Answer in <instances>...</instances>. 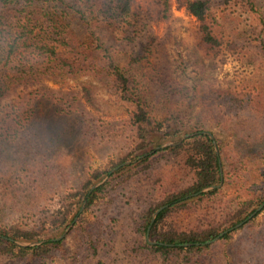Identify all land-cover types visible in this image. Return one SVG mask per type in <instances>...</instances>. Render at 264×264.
<instances>
[{
	"label": "trees",
	"instance_id": "16d2710c",
	"mask_svg": "<svg viewBox=\"0 0 264 264\" xmlns=\"http://www.w3.org/2000/svg\"><path fill=\"white\" fill-rule=\"evenodd\" d=\"M152 4L147 17L169 19V0ZM184 8L198 23L200 47L211 58L219 57L225 46V27L215 9H238L247 25L242 37L237 36L240 41L231 38L228 47L246 46L254 60H264V0H188ZM135 16L134 0H0V214L17 222L0 226L1 264H20L28 258L44 264L62 256L65 240L52 239L73 222L83 202V213L92 212L110 190L113 196L101 211L89 220L77 217L73 224L69 235L76 251L69 264H111L123 211L129 219L127 264H264V208L216 243L196 245L246 220L264 203V79L259 76V87L254 84L249 90L211 89L210 102L223 119L216 126H227V116L240 120L231 122L236 126L232 134L238 137L234 146L216 140L217 157L212 140L203 133L204 125L192 118L197 95L178 100L180 111L160 114L112 52L106 37L111 32L124 34L121 26L126 22L134 27ZM77 77L100 81L127 107L129 142L113 167L135 161L90 195L93 183L108 173L92 171L78 179L76 186L63 189L66 175L58 176L53 164L72 146L68 148L60 139L50 144L41 141L42 122L50 114L56 121L75 119L71 136L77 132L92 139L99 137L97 132L103 137L111 132L112 125L95 123L81 102L92 101V82L72 93L53 91L46 85ZM250 112L252 117L246 115ZM193 132L180 145L155 151ZM219 160L222 188L236 190V198H226L222 188L193 196L219 183ZM22 173L26 185L17 176ZM163 206L167 207L149 232L157 244L150 245L146 231L153 213ZM184 216L192 218L184 222ZM15 241L42 243L21 247Z\"/></svg>",
	"mask_w": 264,
	"mask_h": 264
},
{
	"label": "rangeland",
	"instance_id": "374dc122",
	"mask_svg": "<svg viewBox=\"0 0 264 264\" xmlns=\"http://www.w3.org/2000/svg\"><path fill=\"white\" fill-rule=\"evenodd\" d=\"M186 1L188 0H169V19L158 21L154 15L153 17L150 15L147 17V11L149 9L153 10V0H134L136 12L134 21H136V25L132 22L134 26L132 27L129 23H124L121 28H123L125 33L121 35L111 32V37H106L104 30L101 31V34L108 38L107 40L111 44L112 52L120 64L126 67V70L129 71L128 74L132 75L136 83L143 88L146 101L152 104L160 114L167 116L171 112L180 111L181 109H178L177 101L189 99L191 95L196 94L198 100L192 113L194 122L203 124L205 127L204 132L210 133L215 142L218 140L223 144H232L234 146L236 144L235 140L238 137L232 134L236 126L231 122H239L240 120L238 117L235 119L227 116L226 118L230 117V120L226 123L228 127L219 128L216 126V123L223 122V119L220 117V111L216 104L210 102L211 89L230 87L240 91L249 90L254 84L259 87L256 80L259 79V76L261 81L264 79V63H262L264 60H254L255 57H252L254 56L253 51L249 50L246 46L237 49L228 47L231 38L233 41H240L241 38L238 39L237 36L242 37L244 32L242 28L247 25L245 16L236 8L215 9V15L225 27V46L219 57H209L200 47L198 23L185 11L184 4ZM124 36H128L127 39ZM148 44H152V46L147 47L149 51L144 52ZM135 59H138V61L134 62L133 60ZM89 81L94 86L92 101L89 104L86 102V99H81V102L85 109L92 114L95 123L97 120L99 123L105 122L112 125L109 135L103 137V134L97 132L99 137L91 139L83 138L81 134L78 136L76 132L71 136V121H75L74 118L68 119L67 122L63 120L56 121L50 114L42 122L41 141L43 143H57L60 139L65 144H68V148L70 144L72 146V149L70 148L68 152L64 153V156L57 158L58 160L53 164L54 172L58 176H61V174L66 175L63 179L66 185H63V182L61 185V187H64L63 189H66L65 186H71L73 183L76 186L75 183L78 179L92 171L97 170L110 174L113 169L117 168V171L121 167L130 166L134 161L124 162L130 163L125 166H122L124 164L122 163L119 166L113 167L120 160V156L125 152V148L129 142L130 131L126 128L128 110L124 104L118 102L113 97L112 93L110 94L107 88L101 85L100 81L87 77L63 78L56 82L47 81L46 85L53 91L72 93V91L79 92V86H85ZM246 115L252 117L253 113H246ZM52 124L56 125L55 129ZM65 130L67 133H64ZM193 133L195 134V132ZM168 143L170 142L165 144ZM255 143L252 142L254 148ZM115 172L110 175H104L101 180L94 182L92 186L104 180L108 175V180L103 184L105 185L111 181V175L115 174ZM17 176L22 178L24 185L27 184V179L23 178L24 173ZM30 183L32 182L30 181ZM52 185L56 188L55 183H52ZM22 188H26V193H30L31 191L28 186ZM50 190L52 191V188ZM116 190L120 191L119 189ZM222 191L227 196L226 198H236L238 195L236 190L230 187H224ZM128 195L130 194L128 193ZM111 196H113V193L110 190L101 196L99 205L94 211L83 213V209L80 214H77V217L91 219L95 212L101 211L104 208V204ZM15 206L10 205V208H14ZM77 217L74 218L76 219L75 222L78 219ZM261 217L262 215L257 220L259 221ZM191 218L190 216H184L182 220L188 222ZM15 222L11 219H5L0 214V226L14 224ZM20 223L18 222V224ZM118 226L120 231L115 242V252L111 264H127L126 237L128 236L129 219L125 211L118 218L116 230ZM72 227L73 225L69 228L65 238L62 239L65 240L64 246L60 247L62 256H54L52 259L46 260L44 264L70 263L76 251L74 239L72 235H69ZM150 241L152 240L150 239ZM20 264L38 263L32 258H28Z\"/></svg>",
	"mask_w": 264,
	"mask_h": 264
},
{
	"label": "water",
	"instance_id": "95a60500",
	"mask_svg": "<svg viewBox=\"0 0 264 264\" xmlns=\"http://www.w3.org/2000/svg\"><path fill=\"white\" fill-rule=\"evenodd\" d=\"M204 134H206L211 140H212V145H213V148L215 150V154L216 156L218 157L219 156V152H218V148H217V144L213 138V136L210 134V133H207V132H204ZM195 134H187V135H184L178 142L176 143H168V144H163L159 147L156 148L155 151L157 150H161V149H164L166 147H174V146H177V145H180L183 141H185L186 139H189L191 138L192 136H194ZM132 163H135V161H133ZM130 163H124L122 164V166H125V165H128ZM218 165H219V177H220V180H219V183L217 185H214V186H210V187H207V188H204L202 189L200 192H198L197 194H194L193 196H197L199 194H202V193H206V192H209V191H213L215 189H219L221 186H222V183H223V173H222V168H221V162L220 160L218 161ZM117 168L113 169L111 173L115 172ZM108 174V175H110ZM108 175L107 177L104 178V180H102L101 182L95 184L94 186H92L90 188V190L88 191V194L87 195H90L93 191H95L96 189H98L100 186H102L107 180H108ZM84 206H85V202H83V205L82 207L80 208L78 214H80L83 209H84ZM167 206H163L161 208H159L158 210H156L154 212V214L152 215V218L150 220V223H149V226L147 228V231H146V241L148 244L150 245H155L157 244L156 242H153V241H150V237H149V232H150V228L152 226V224L154 223L157 215L163 210L165 209ZM264 208V203L261 204L252 214H250L246 220L236 224L235 226H233L232 228H229L223 232H221L217 237H215L214 239L206 242V243H203V244H196L197 246L198 245H203V246H206V245H211V244H214L216 243L218 240H220L225 234L229 233V232H232L234 230H238L240 227L243 226V224L248 221V220H251L254 216H256V214H258L262 209ZM76 219L73 220V222L69 225V227H67L65 229V231L57 238L55 239H52L53 242H58V241H61L62 239L65 238L67 232L69 231V228L73 225V223L75 222ZM42 242H19V241H15V244L18 245V246H21V247H34V246H38L40 245ZM161 245V244H160ZM185 247H188L190 246V244H185L183 245Z\"/></svg>",
	"mask_w": 264,
	"mask_h": 264
}]
</instances>
